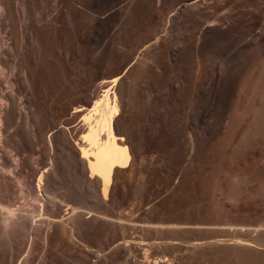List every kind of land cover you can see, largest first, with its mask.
Masks as SVG:
<instances>
[{
    "label": "bare ground",
    "instance_id": "obj_1",
    "mask_svg": "<svg viewBox=\"0 0 264 264\" xmlns=\"http://www.w3.org/2000/svg\"><path fill=\"white\" fill-rule=\"evenodd\" d=\"M41 1L43 2V0ZM56 1L58 2L57 4H59L60 1L64 2V0ZM84 1L85 0H83V2ZM238 1L239 0L164 1V5H162L164 11L161 10L163 14H165L164 12L167 14V9L172 5L175 7V4H181L179 10L180 14L177 12L179 15L174 14L173 16L172 14L175 12V9L172 8L174 12L172 14L168 13L172 15L168 20L166 19L167 17L165 18V15L156 20H160L164 23V26L166 24L165 21H167V24L171 26L170 28L172 30H174L173 26L176 27V24L180 27L184 23H191V25H194L192 27V29L194 28V32L193 30L190 31L193 32L190 33V38L182 37L181 35L179 39L177 38V41L175 40L176 42L174 41V44L170 42L167 33L165 36L161 35L156 37V39L154 35L157 34L155 33L153 35L154 42L151 41L153 43L148 44L150 46L147 47L148 53L146 56L148 59L143 58V60L146 59L147 64H144L142 59H139L138 61L132 62L129 66H126V61L130 56H127L128 58L126 56L121 57V54L115 51V47L110 45L109 51L117 58L118 64L115 65V60L110 59L111 61L109 60L108 64L106 63L107 69L104 70L103 67L101 68V66L96 65L98 62L100 63L101 60L98 61L97 59L96 63L94 62L95 60L92 59V63H88L89 60L84 59L88 56L84 57L83 54L85 55V53H83L82 56L84 58L82 59L88 62L86 64V62H82L81 59V62L85 63L83 65L81 63L82 66L80 69L83 72L85 70L90 72V81L88 80L89 83L87 86L84 85L85 91L82 93L83 95L81 94L83 89H79V94L82 95L81 97L79 96V100L75 103L72 101L71 105L67 102L70 106H59L60 109L55 111L59 113V115H63V122L59 124L57 121L58 124L52 125L53 128L49 138L54 154L52 155L49 166L47 165L48 167L45 169H42L40 166L43 164L42 162L44 160L42 156H36V154H40L41 152L34 147L36 143L35 139L40 135L42 136L41 133L44 127L48 125L50 128L49 125L53 124L55 119L53 120L52 116H50L52 120L50 118L48 119V116L36 106V99H38L37 95H39V97L41 94L46 95L47 92H51L50 89L52 88H58L60 91L61 82H63V80L65 83L64 85L62 84L64 86L63 88H65L69 82L73 84V80L66 84L67 79L73 71H69L66 60L63 61V58L56 56L55 53L57 47L58 51H60L59 46L62 47L61 43L59 46L56 45V43H59L60 40L63 39L61 36V28H59L60 26L55 25L56 22L53 23L54 20L51 18L53 20L52 22L50 19L52 15L55 16L57 13H53L48 17L52 23L45 22L48 20L47 16L49 12L46 15V20L44 19L45 16H41V18L45 20V23H39L40 21L42 22V20H40L41 18L38 22H34V20L36 21L35 16L34 20H30L31 22L29 21L31 24H36L34 25L35 27L32 26L33 28H28L29 25L24 24V27H27L24 29V31L26 30L23 37L24 42H21L23 39L19 41L17 36L12 33L13 37H11L9 41L11 42L10 47L7 44L9 49L7 46H0V69H2V71L0 70V74L4 75L5 82L12 87V92L5 91V87H3L4 83L0 82V99L3 101L0 108V144L4 146V148L0 146V222H4L7 227V230L6 228H4V230L8 232L11 238L21 229L19 224L23 226L22 222H25V219H27L25 218L26 215L24 212L28 213L31 219V222L29 221L31 229L26 236L31 246H33L32 244H34L37 236L44 237L46 240L44 242H46L47 247L50 245L53 247L57 246L58 248L60 245L64 246L65 244L66 246V244L69 243V241L67 242L66 240V238H68L66 236L72 239L76 238V236H80L81 238L85 237L90 240L89 236L94 231L96 232V230L100 231V229H102L106 232V235L116 233L117 224L120 223L122 219H130L131 217L130 213V215L127 214V216L124 217L114 212V206L117 203H121V201L126 198L127 193H129L127 191L131 186L129 185L128 187V181L126 179H124L125 181H120V179L125 177L130 180L132 176L135 177V175H137V173L134 174L135 172L141 173V169L144 168L141 167V164H145L143 160L147 158L146 154L150 151H162L165 157V163L164 160L163 163L169 169V174L171 172L173 174H178V182H175V193L182 207L198 208L203 206L202 202L204 201L205 203L206 200L208 202L207 205H209L208 207L214 210H219L222 205H234L238 209L243 210V213L244 211L246 212V210L248 211L254 208L253 205L256 201L254 203L248 201L251 199H253V201L256 200L258 195H263L262 192H264V16H262V14L264 15V0L263 3L261 2L262 5L260 4V6L255 5L256 0H254L255 9H251L253 6L251 8L247 7L250 5L249 2L248 5L244 6L248 0L246 2H244V0L242 2L241 0V2L239 1L237 4ZM22 2V11H20V9L19 12H22V17L27 20L30 18V15H32H29V10H32L31 8H33L34 5L31 0H22ZM55 2L53 4H55ZM65 2L70 4V6H68V12L67 9L65 12H63L64 9L60 10L58 5H56V8L54 7V11H56V9L59 10L57 17L62 15L60 13H67V18L68 20L70 19L69 21L72 25L70 23L67 24L74 27L69 26L70 31H73L71 28L75 29V26L81 21H79V19L87 18L88 15L85 13L87 9L85 6H82L84 5L82 0H67ZM65 2L64 4L66 6ZM122 2V0H88V9L91 8L92 11L99 13L98 15L91 14V17L89 16L91 18L89 19L91 24H93L95 28L98 27L99 24L105 27V25L111 23V21H115L114 18L118 15H120V17L122 15H130L132 18L133 15L138 14L144 6H146L145 0H131L123 4ZM240 3H244V5H242L244 7H241ZM10 4L11 2L9 0H0V7L3 6L4 10L7 9L6 11L9 14V19H13L14 17L12 18V16H14V13L11 14L12 5ZM21 5H19V8ZM150 5L152 6V3ZM35 6L37 7V5ZM154 6L155 5H153V7ZM160 6H158L159 9L161 8ZM255 6L258 7L256 8ZM36 7L35 10L37 11L38 8L36 9ZM146 7V9H148L149 6ZM54 8H52V10ZM156 9L155 7V10ZM178 9L179 8H176V11ZM16 10L18 12V9ZM32 11H34V8ZM158 11H155V13ZM170 11L171 10H169V12ZM35 14L37 13L35 12ZM40 14H43V12ZM103 14H105L104 17ZM64 16L66 15H63V17ZM146 16L148 17V15ZM63 17H61V19ZM6 18L8 19V17ZM54 18L55 20L58 19H56V17ZM85 19L84 21H86ZM152 19H154V17ZM58 21H60V18ZM63 21V26L61 25L62 28L66 20ZM157 21L153 22V25L155 24L156 26V23L160 25L161 22L158 23ZM5 23L7 22L5 21V16H3V11H0V33L2 28L6 26ZM60 23L62 24L61 21ZM60 23L57 24L60 25ZM85 24L87 23L84 22V26L88 25ZM79 25L75 29V32H77V29L80 31L78 28L80 27ZM146 25L147 24H145V26ZM258 25H261L259 29H257ZM90 26L91 25H89V28H91ZM6 27H8V25ZM149 27L146 26V28ZM186 28L187 30L190 29L187 26ZM171 29L170 33L173 34ZM93 30L92 33L97 32ZM150 31L152 32V30ZM65 32H67V28ZM84 32L86 31L84 30ZM81 33L84 34L83 32ZM13 34L16 37H14ZM86 34H84V38H86ZM89 34L90 32L88 35ZM65 35L67 36V34ZM94 35L95 34H92V38H94ZM69 37L71 38V34ZM69 37L68 39L66 37L67 41H69ZM191 38H193V42L190 41L192 43L190 44V50L192 53L191 55L194 56V61L191 62L189 59L187 61L190 62L186 63V65L180 63L179 65H183L181 67L182 69L179 67L177 68L182 70L183 75L182 72L177 69L179 72L175 76L176 80L178 78L182 80L178 82L175 80L178 84L174 85L175 82L171 81L174 84H170L169 82L172 79H168L169 82H167L170 84V86L169 84L166 86L168 89L165 88L166 90H163V88V91H161V93L159 92L160 95H163L162 97L167 96V99L171 102V111L175 118L177 117L179 119L182 118L181 116L185 115L187 121L184 122L183 127L181 126L182 130L179 128L180 126L178 127L177 123L178 121L181 123L180 119H177V122H175V119V123L172 124V127L168 125L173 121H170L171 123L169 122L168 125L166 123L164 126H156L154 124L155 126L152 127L150 126V122L153 123L152 120H154V118H152L154 115L152 112L156 108L154 107L155 109H153L152 103L155 99L151 96H153V91L156 92L159 85L164 82V77H167L165 76L167 73L164 74L165 68L164 64L162 65V56L167 55V57L170 56L171 59L175 61L179 60L180 62V59L186 58V53L189 52L187 47L189 43H187V41ZM126 39L127 41L131 40L128 35L125 36V40ZM139 39L132 42L131 48H137L141 39L145 41L143 38H141L140 41ZM99 40L101 41V39ZM131 41L125 42L128 45ZM227 41H232V44L236 43V49L234 48L235 51L233 50L234 53L227 63L218 65L217 59L221 53L220 49L223 46L222 44H224L223 48L226 46L225 43ZM230 42H228L229 45H231ZM74 45L75 47L83 46L81 43V46ZM75 47H72L74 52L77 50ZM83 47L81 49H83ZM81 49L79 48L80 51ZM69 50L68 53L71 52L70 48ZM79 50L78 52H80ZM64 51L65 55L67 53L66 51H68V47L64 49ZM76 53L77 52L74 54L76 55ZM88 55L90 57L91 54L88 53ZM187 56H189V54H187ZM167 57H164V59ZM110 58L112 57L110 56ZM164 61L166 62V59ZM176 64L175 62V65ZM4 67L11 68L10 72L8 70V72H6ZM98 67L104 71L100 69L103 72L99 73L100 70L98 71ZM171 67L173 68V66ZM173 70L176 71L175 69ZM172 73L174 72L172 71ZM179 73L182 75V77L180 75L181 78L177 76ZM170 75L169 77H174V75ZM70 79L71 78H69V80ZM75 79H77L76 81L78 82L79 78ZM173 79H175V77ZM81 81L79 80V83ZM83 82H85V78ZM83 82L80 83V85L82 84L81 86L85 84ZM75 84H77V87L79 86L78 83H74L73 85ZM164 85H166L165 82ZM69 88L71 90V87ZM159 88L161 90L162 87ZM58 89L57 91L55 90L56 96L62 95V91L60 94H57ZM16 90L22 92L26 97V101L32 105L33 109L31 113L34 117L33 119L29 114L27 115V110L25 109L27 107H23V104L27 105V103L21 102V106V103L18 102V97L14 94ZM61 90L63 89L61 88ZM147 93L148 99H146V101L144 98H146L145 96H147ZM157 95L158 94L155 93L154 96L158 97ZM24 96L23 99L25 100ZM54 99L52 104L57 101L56 97ZM144 101L148 104H145ZM156 101L157 100L154 102L156 103ZM164 101H166V98L163 102ZM206 101L211 103L210 111L203 122L201 121L203 118H199L200 120L198 121H201V126L196 122V124H194L195 126H192L193 129L191 127L192 131H190L193 132L194 130V133H192L194 136H190L189 130L187 131V129L190 128L189 124L191 126V123H193H190V119H192L195 114L201 113V111L196 113L198 111L197 108ZM47 106H49L48 111H50V104ZM157 106L159 105H156V107ZM44 107L46 108V106ZM169 107L166 106V112ZM52 110L53 108H51V112ZM24 112L27 115L26 118ZM51 114L56 117L55 113ZM193 120L195 121V119ZM30 122L33 123V125L30 126L31 130L28 128L34 137L32 139L29 138L31 134L28 136L29 131L27 132V130L24 129L25 126L23 127L24 123L31 124ZM163 124L164 123H162V125ZM185 130L190 135H185ZM185 136L189 137L186 138ZM40 139L38 141H40ZM8 149H13L17 156L19 155L18 159L16 157V161L13 159V156V158H11L12 154L10 156L8 155ZM26 151H30L29 153L33 154L31 155L32 158L34 155L36 157L34 156L32 159L30 158L31 156H24L22 153ZM142 162H144V164ZM9 172H11L13 176ZM142 175H144V173ZM142 175L140 174V177ZM140 177L138 178L140 179ZM143 177H145V175ZM132 179H136V177ZM174 180L176 181V179ZM130 183L134 182L131 181ZM26 185H28V189H34L35 195L34 198H32L33 201L30 199V201L28 200L23 204L22 201L21 204L18 205L19 199L22 196L18 198L17 194L19 191L28 192V190L24 188ZM136 186H138V184H136ZM143 187L142 185L139 191H141ZM33 189H30V191ZM61 189H63V192H61ZM136 192L137 191H134L135 194ZM31 193L33 192L29 193V197H31ZM24 197H26V195ZM74 199L81 200L84 205V202H86V207L89 209V212H83L86 207L82 211H78L77 208L79 207L74 205H80L79 201H77L78 204L74 201L75 204L70 205L69 208L67 207L68 211L65 212L63 210V203H67L68 201L71 203V200L73 201ZM127 199H129L128 196ZM83 206L80 208H83ZM251 212L253 211L251 210ZM132 213H134V211H132ZM58 217L59 219L57 220ZM45 222L48 225L46 226L48 229L45 228L46 231L43 229V224ZM162 227L165 226L163 225ZM165 228L161 229L158 227V230H163ZM85 238L84 241H86ZM199 243L200 242L195 243L193 246H201L202 242ZM49 261L50 258H47L45 264H48Z\"/></svg>",
    "mask_w": 264,
    "mask_h": 264
},
{
    "label": "rangeland",
    "instance_id": "obj_2",
    "mask_svg": "<svg viewBox=\"0 0 264 264\" xmlns=\"http://www.w3.org/2000/svg\"><path fill=\"white\" fill-rule=\"evenodd\" d=\"M9 1L11 2L10 5H12L11 6L12 7L11 10L13 11V12L11 11V14L14 13L13 14L14 16H12V18L13 17L14 18L13 19H11V18L9 19V16H8L9 14L6 11L7 9L4 10V7L1 5L2 7H0V9L1 8H3V9H1L0 11H3V16H5V21L7 22L5 24H6V26L8 25V27L5 26L1 30L0 36L3 37L4 39L0 37V46L2 45V46L5 47L8 44V46L10 47L11 42H9V41H10V38L13 37L12 33H14L17 36L19 41H21L23 39L24 33L26 31V30L24 31V29L27 28L26 26L24 27V24L25 25H29L30 27L28 26V28H33L32 26H34L36 24H31L30 22L32 20H34L36 18V21L34 20V22H38L39 19L41 18V16H45L44 19L46 20L47 13H49V12L51 13V11H52L51 14L50 13L48 14V16H47L48 20L47 21H45V20H43L41 18L40 20H42V22L40 21L39 23H43L44 21L46 23H48V22L52 23L53 20H54L53 23L56 22L55 25L60 26L59 28H61L60 29L61 30V36L63 37V39H61L59 43H56V45L59 46L60 43H61L63 49H62L61 46H59V50L60 51H58L57 50L58 47L57 48L55 47L56 48L55 49V53H56V56L62 57L63 61L66 60V64H67L68 70L69 71H73V73L69 76V78H71V79L69 80V78H68L66 84H68L69 81L73 80L74 81V82L72 81L73 84L74 83H78V85H79L78 86L79 88H78L76 86L77 84L73 85L72 83L69 82V84L65 86V88H67V89H65V88H63L64 87L63 85L65 84L64 80H63V82H61L60 91H59L58 88H56V89L52 88V89H50L51 92L49 90L50 93L47 92L49 95L47 93H46V95L41 94L42 96L40 95V97H39V95H37L38 99H36V100L37 101L39 100V101L38 102L36 101V106L40 110H42V112L44 114H46L48 116V119L49 118L51 119L50 116H52L53 120L55 119L54 120L55 122L53 121L54 123L49 125L50 128L48 127V125H47V127H44V129L42 130V133H41L42 136L41 135H40L41 137L38 136L39 139L41 138L40 141H38L39 140L38 138L35 139L36 143H35L34 147L41 152L40 154H36V156L37 155L42 156V158L44 159L43 162H42L43 164L40 165L42 169H45L46 167L49 166V164H50V162L52 160V155L54 154V152L52 150V147H51L50 138H49L50 133H51L52 128H53L52 125L54 126V124H58L57 121L59 122V124H62V122H63V119H62L63 115L62 114L59 115V113H57L55 111L56 110L58 111L60 109L59 106L64 107L66 105H69L68 103H70V105H71L72 101H73V103H75L77 100H79V96L81 97L83 95L82 93H84V91H85L84 87L87 86L89 81H90L89 80L90 72L85 70L84 71L85 73H84L80 69L81 66L86 62V60H89V62L87 61L88 63H92V59H94L95 60L94 62H96V63H97V61H96L97 59H98V61L99 60H101V61L103 60L102 62L100 61V63L98 62L97 64L96 63L95 64L97 66H101V68L103 67L104 70L107 69V64H108V61L110 59L115 60L114 63H115V65H117L118 64V61L116 60L117 58L113 54L110 53L111 51H109L110 50L109 46L111 45V46L115 47L114 49H116L115 50L116 52L118 51L119 54H121L120 55L121 57L130 56V58L127 59V61H126L127 62L126 66L127 65L129 66L132 62L138 61L139 59L140 60L142 59L144 64H147V62H146V59H148L147 56H146L147 53H148V48L147 47L150 46L148 44L154 42L153 35L155 33L157 34V35H154L155 39H156V37L161 36V35L165 36L166 33H167V36L170 38V42H172V44H174V41L175 40L177 41L181 37V35H182V37L190 38L189 37L190 33L194 32V30H193L194 28L192 29V27L194 25H191V23H184L180 27H179L178 24H176V27L173 26L174 30H172L170 28L171 26H169V24H167V21H165L166 24L164 26L163 25L164 23H162L160 20L159 21L156 20L157 18L160 19V17L164 16V15H165V18L167 17L166 19L168 20V18H170L172 15L174 16V14L175 15H179L180 14L179 10H180L181 4H179V5L175 4V7L179 8L177 11H176V8L174 7V5H172L171 7H169L167 9V14L168 13L172 14L174 12L173 10L175 9V12L172 15H169V14L167 15L166 12H164L165 14H163L162 11H164V7L162 5H164V1H166V0H151V1L150 0H145L146 1L145 5L149 6L148 9H146L147 7L144 6V8H143L144 10L140 9L142 12L139 10L140 12L138 14L133 15L132 18L130 17V15L129 16L122 15L123 16V17L121 16L122 18L120 17V15H118L116 18H114L115 21H111V23H108L107 25H105V27H104V25H100L99 24L98 27H96V28L93 26V24H91V21L89 19H91L90 18L91 14H97L98 15L99 13L95 12V11H92L91 8L88 9V7H87V6H89V4L87 3L88 0L87 1L85 0L84 2L82 0V3L84 4L82 6H85V8L87 9V12L89 14L87 12H85L86 15H88L87 16L88 19L85 17L86 16L85 13H84V15H85L84 17L86 19L85 18L79 19V21L81 20L82 22L81 21L79 22L80 25L78 23V25L80 26V27H78L80 29V31L77 29L76 30L77 32H75V29L77 28L78 25L75 26V29H73L74 27L71 26L72 24L69 21L70 19L68 20V18H67V13H64V14L60 13V14H62V15H60L61 17H63V15H66V16H64L65 18L63 17L61 19L60 16L57 17V14H58L59 10L56 9V11L57 10L58 11L57 12L54 11L55 8H56V5H58L60 10L64 9L63 12H65V10L67 9V12H68V6H70V4L68 2H65L67 0H64V2L66 3L67 7L65 6L64 2H62V1H60L59 4H57L58 2L56 0H55L56 2L52 1V0H46V1L43 0V2L41 0H31L32 4L34 5V7H33L32 4L31 5H32V7L34 8V11L37 14H35V12L32 11L33 8H31L32 10H29V15L30 14H32V15H30L31 19L30 18L27 19L28 21L25 20L22 17L23 16L21 14L22 12H19L20 9H21L20 11H22V5H21L23 3L22 0H9ZM35 1H37V2H35ZM38 1H39V3H38ZM122 1H123L122 2V4H123V3L131 1V0H122ZM239 1L241 2V0H239ZM239 1L237 2V4L239 3ZM246 1L247 0H244V2H246ZM41 2L44 3V4H42ZM54 2H55V4H53ZM242 2H243V0H242ZM248 2L250 3L251 6L248 5L249 4ZM254 2H255L254 0H251V2H250V0H248L245 3V5H244V3H242V4L240 3V4H241V7H244V6L248 5L247 6L248 8H251L253 6L251 9H255L254 8ZM261 2L263 3V0H261V1L260 0H256V2H255L256 4L255 5L260 6ZM151 3H152V6L150 5ZM252 3H253V5H252ZM13 5H14V7H13ZM19 5H21L20 8H19ZM35 5H37V7ZM43 5L46 8H44ZM153 5H155V6L153 7ZM242 5H244V6H242ZM80 6H81V4H80ZM150 6H151V8H150ZM158 6H160L162 9L161 8L159 9ZM258 6H255V7L257 8ZM35 7H36V9L38 8L37 11L35 10ZM155 7L160 12L157 9L155 10ZM52 8H54V9L52 10ZM149 8H150V10H149ZM172 8H174V9L172 10ZM16 9H18V12H17ZM90 9H91L92 12L90 11ZM169 10H171V11L169 12ZM143 11H144L145 14L143 13ZM155 11H158L159 14H158V12L155 13ZM42 12H43L44 15L40 14ZM33 13H34V16H33ZM53 13H55V14L57 13V14L54 16V15H52ZM51 15H52V17H50ZM146 15H148V17ZM38 16H39V18H38ZM53 16L56 17V19L57 18L58 19L55 20V18ZM104 16H105V14H103V17ZM262 16H264V15L262 14ZM6 17H8V19ZM48 17H50V19L51 18L53 19V20L51 19L52 22H51V20H49ZM153 17H154V19H152ZM59 18H60V21L62 22V24L60 23V21H58ZM150 18H151V20H150ZM84 19L86 21H84ZM63 20H66V22L64 24V27L62 28L63 23H64ZM83 21L85 23H87L88 25L85 24L87 26H84V22ZM156 21L158 23L161 22L160 23L161 26L159 24H157V23H156V26H155V24L153 25V22H156ZM88 22H90V23H88ZM11 23L14 24V25H12ZM57 23L58 24L60 23V25H58ZM67 23H70L71 25H69ZM145 24H147L146 25L147 27L150 26L149 27L150 29L146 28ZM9 25L12 26V27H10ZM89 25H91L90 26L91 28H89ZM65 26H67V27H65ZM69 26L73 27V28H71L73 31H70ZM186 26L188 28H190L191 30L190 29L187 30ZM260 27H261V25H258L257 29H259ZM66 28H67V32H65ZM112 28H113V30H112ZM169 28L171 29V31L173 32L174 35L172 33H170V29ZM62 29L63 30L65 29V30L63 31ZM93 29H95L97 32L92 33ZM157 29H158V33H157ZM84 30L86 32H84ZM95 30H93V31H95ZM150 30H152V32ZM167 30H169V31H167ZM184 30H185V32H184ZM192 30H193V32H190ZM68 31H70V32H68ZM101 31H102V33H101ZM81 32H83L84 34L87 33L86 34L87 35L86 38H84L85 35L82 34ZM89 32H90V34L88 35ZM111 33H113V34H111ZM65 34H67V36ZM70 34H71V38L69 37ZM92 34H95L96 37L94 35L93 36L94 38H92ZM15 35H14V37H16ZM126 35H128L129 38H131V40H133V41H131L129 39H128L129 41H127V39L125 40V36ZM183 35H185V36H183ZM64 36H66L67 39L69 37V41H67L66 37H64ZM101 36H103V37H101ZM171 36H172V39H171ZM137 38L138 39L139 38L140 39L143 38L145 41H143L141 39V42L139 44L141 46L138 45L137 48L133 49V48H131V44H132V42L137 41L138 40ZM99 39H101V41L103 43ZM140 39H139V41H140ZM108 40H109L110 43L108 42ZM192 40H193V38H191V39H189L187 41V43H189V44H187V47L189 49V52L186 53V58L187 59L186 58H184V59L181 58L180 62H179V60L175 61V60L171 59L170 56H168L170 58V60H171V62H170V60L167 57V55L166 56H162V60L161 61H162V65L164 64V68H165V73L164 74L167 73L165 75L167 77L166 78L164 77V82H165L166 85H164V82H162L160 84L161 86L159 85V87H162L161 90L158 87L156 89V92L153 91V93H152L153 96H151V97H153V99L157 100L156 103L154 102L155 100L152 103L153 104L152 105L153 109L156 108L152 112V114H154L153 116H155V117H153L152 114H151L152 118H154V120H152L153 123L150 122V126H152V127H154L155 125L156 126H159V125L164 126L165 123L168 125L170 121H173L172 123L170 122L171 124L168 125L169 127L170 126L172 127V124L177 122L178 118L177 117L175 118L173 112L171 111L172 110L171 102L167 99V96L162 97L163 95H160V93H161V91L166 90L165 88H167L166 86L169 83L171 84L172 82H175V84L174 83H172V84L177 85L178 84L177 82L182 80V79H179V78L176 80V76L175 75L178 74V72H179L178 70H180V72H182V70H181L182 68L181 67L184 64L186 65V63H189L190 61L191 62L194 61V56L191 55L192 53H191V50H190L191 49V45L190 44H192L190 41H192ZM4 41H6V42H4ZM11 41H12V39H11ZM125 41L126 42H130L131 41V43L130 44L128 43V45H127ZM151 41H153V42H151ZM21 42H24V39ZM228 42H230V41H227L225 43L226 46L224 48H223L224 44H222L223 45L222 46L223 49L220 46L221 53H220V55L218 56V59H217L218 65H221L222 63L223 64L227 63V61L232 57V55L234 53L233 50L235 51V49H236V47H235L236 43L232 44L233 42L231 41L230 42L231 45H229ZM63 43L65 45H68V46H65ZM80 43L83 44V46H84V43H85L84 47H86V45H87V47L84 48L83 46L80 45ZM141 43H143V44H141ZM74 44L80 45L81 47H78V46L75 47ZM94 45H95V47H94ZM90 46H91V48H90ZM98 46H99V49H98ZM117 46H118V48H117ZM127 46H128V48H127ZM9 47H8V49H9ZM67 47H68V51H66V52L68 53L70 51L69 50V48H70L72 53L70 52L68 54L66 53L67 55L66 54L64 55V53H65L64 49H67ZM72 47H75L77 49V50L75 49L76 50L75 52H77L76 53L77 56L74 54L75 52H74V49ZM82 47H83L84 50L81 49ZM79 48L81 49V51L79 50ZM78 50L81 53L78 52ZM82 50H83V52H82ZM105 52H106V54H105ZM58 53H60L61 55L58 54ZM83 53H85V55ZM88 53L91 54L90 57H89ZM82 54H83L84 57L88 56L87 57L88 59L84 58L82 56ZM187 54H189L190 58H189V56H187ZM104 55H105V57H104ZM91 56L95 57L96 59L92 58ZM110 56L112 58H110ZM164 57L168 58V60H167V58H165L166 62L164 61L165 60ZM82 58H84L86 60H83ZM143 58H146V59H144L145 61L143 60ZM81 59H82V62L83 61H85V62L82 63ZM189 59H190V61H187ZM78 60H80V61H78ZM183 61H184V63H183ZM87 62H86V64H87ZM149 62L150 61L148 60V63ZM175 62L178 64V66H177V64L175 65ZM78 63H80V64H78ZM81 63H82V65H81ZM180 63L183 64V65H179ZM169 64H170V66H169ZM171 66H173V68ZM174 66H176V67H174ZM177 67H179L181 69H179ZM7 68L8 67H4L5 71L6 72H8V71L10 72L11 68H8V69ZM101 68L98 67L97 68L98 71ZM103 69H101V70H103ZM173 69H175L176 71H174ZM0 70L2 71V69H0ZM101 70H100L99 73H102L104 71V70L103 71H101ZM169 70H171V71H169ZM172 71L174 73L175 72H177V73L174 74V73H172ZM170 74L174 75L175 79H173L174 78L173 76L169 77V76H171ZM0 75H1L0 76V78H1L0 82L4 83L3 87H5V89H6L5 91H8V92L11 91L12 92V87H11L10 84L5 82L4 75L3 74H0ZM180 75H181V73H179V75H177V76L180 77ZM182 75H183V72H182ZM182 75H181V77H182ZM210 76H212V75H210ZM75 78H79L78 82L76 81L77 79H75ZM84 78H85V82H83ZM170 78L172 80H170ZM168 79L170 80V82H169ZM79 80L80 81L82 80L80 83L83 82L85 84H83V86H81L82 84L80 85ZM170 84H169V86H170ZM14 86L16 87L15 84H14ZM67 86L71 87L72 92H71L70 88L67 87ZM61 88L63 90H65L66 92L61 90ZM80 88L83 89V92L81 91L82 95L79 94L80 93V91H79ZM53 89H54V91H53ZM57 89H58V92H59V93L57 92V94H60V92L62 91L61 92L62 95L56 96L55 93H56ZM158 89H159V91H158ZM75 92H77V93H75ZM155 93L158 94L157 96L159 98L154 96ZM14 94L17 95L18 102L27 103V105L29 104L28 106L23 104V107H27V108H25L28 111V112L26 111V113H27V115L29 114V116L32 117V119H33L34 117L32 116V113H31V111L33 109L32 105L28 101H26V97L23 95V93L20 92L19 90H16L14 92ZM146 95H147V96H145L146 98H144L145 100L148 99L147 98L148 97V93ZM23 96H24L25 100L23 99ZM55 97H56L57 101L52 104V102H54V100H55L54 99ZM74 98L75 99L77 98V99L75 100ZM165 98H166V101L163 102V100H165ZM160 99H161V101H160ZM22 100H24V101H22ZM146 101H144V103L148 104ZM47 102H48V104H47ZM2 103H3V101L0 99V108H1V104ZM167 103H168V105H167ZM46 104L47 105L50 104V111H48L49 110L48 109L49 106H47ZM156 105H159L160 107L159 106L156 107ZM169 105H170V107H169ZM21 106H22V103H21ZM29 106H30V108H29ZM44 106H46V108ZM53 106H55V107H53ZM166 106L169 107L168 108V111L170 110L169 113H168V111L166 112V110H167ZM51 108H53L52 112H51ZM210 108H211V103L208 102V101H206L203 105H201V106H199L197 108L198 111L196 110L197 111L196 113H199V111H201V113L200 114H195V116L192 117V119H190L191 120L190 123L191 122H193V123H191V126L189 124L190 128H188L187 131L189 130V133L191 135L186 130H185V135L194 136V134L192 135V133H194V130H193V132H191L193 127L195 126L194 124H196V122H198L200 124V126H201V124H202L201 121L203 122L206 119V116L208 115V113L210 111ZM45 109H47V110H45ZM23 111H25V110H23ZM50 112L51 113H55L56 117H54V115H52ZM165 112H166V114H165ZM26 113H25V118L27 117ZM49 113H50V115H49ZM171 115H172V118H171ZM181 117L184 120L182 118H179L181 120V123L179 121L177 123H178V127L180 126L179 128L182 130L184 122L187 121V118H186L185 115H183ZM199 118L200 119L203 118V119L199 122L198 121V120H200ZM57 119H59V120H57ZM193 119H195V121ZM174 120H175V122H174ZM25 122H27V121H25ZM30 123L31 124H25L24 123L23 127L25 126L24 129H26L27 132L29 131L28 136L31 134L29 136V138L32 139L34 137H33L32 133L30 132V130H31L30 126L33 125V123L32 122H30ZM162 123H164V124L162 125ZM191 127H192V129H191ZM186 132H187V134H186ZM185 137L188 138L189 136L188 137L185 136ZM36 144L38 145V147H37ZM0 146L2 148H4V146L2 144H0ZM8 150H9V152L7 151L8 155L10 156L12 154L11 158L14 157L13 158L14 160L16 159V157H17V159L19 158V155L17 156L16 152L13 149H8ZM29 152L26 151L25 153H22V154L24 156L30 157L33 154L29 153ZM148 153L146 154L147 158H145L143 160V161H145V164H146V162H147V164L145 165L144 162H142L144 165L141 164V167L142 168L144 167L143 169H141V173H139V172H135L134 173V174L137 173V175H138V176L135 175L136 179H132V178H135L134 176H132L130 178V180H128V178H125V177L120 179V181H122V180L125 181L124 179H126L128 181V182L126 181L128 183V187H129V185H131L130 188L128 189V191H127L130 194L127 193V196H128L129 199H127V196H126V198L123 201H121V203H117L114 206L115 207L114 208V210H115L114 212L117 215L120 214L121 216H124V217H126L127 214L130 213L131 217H130V219H122L120 221V223L117 224L116 233H114V234L110 233V235L109 234L106 235V232H104L102 229H100L101 232L99 230H96V232L94 231L89 236L90 240L86 239L85 237L81 238L80 236H78V237L76 236V238H73V239L71 237L69 238V236H66V237H68V238H66V240H67V242L69 241V243H67L66 246H65V244H64V246L60 245V247L58 246V248H57V246L53 247V246H50V245H48V247H47L46 246V242H44V241H46L44 239V237H38L37 236L35 241H34V244H32L33 246H31L30 245V241L27 240V237H26L27 233H29L30 229H31L30 228L31 219H30L28 213L24 212L25 215H26L25 218H27V219H25L26 223L23 221L22 222L23 226H22V224H19V227L21 229H19L18 233H16V235L13 236V238H11L8 235V232H6L7 227L4 224V222L3 221L0 222V264H45L46 263L45 261H46L47 258H50V261L48 262V264H51V263L52 264H57V263H59V264H64V263L65 264L66 263L67 264H87V263H89V264H264V192H262L263 195L259 194L260 196L258 195L256 200L253 201V199H251L253 202L251 200L248 201V202H251V203H254L256 201L254 203V205H253L254 208L251 209L253 212H251V210H248L249 212L246 210V212L244 211V213H243L242 212L243 210L238 209L234 205H232V206H230V205H222L221 208H219V210H214V209L208 207L209 205H207L208 202L206 200H205L206 204L204 203V201L202 202V205L204 207L200 206L201 208L198 207V208H194L193 209V208L182 207V205L179 202L178 197H177V195L175 193L176 192V187H175L176 184H175V182H178V180H177L178 179V174H173L172 172L169 174L170 171L164 164L165 163V160H164L165 157L163 156V152L162 151H160V152L159 151H157V152L150 151ZM34 156H33V158H34ZM39 156H37V157H39ZM50 156H51V158H50ZM30 158H32V156ZM163 160H164V163H163ZM9 173L13 176V174L11 172H9ZM143 173H144L145 177H143L144 176V175H142ZM140 174L142 175L141 176L142 178L140 177ZM138 177H140V179H142V180H140ZM138 179H139V181H138ZM174 179H176V181ZM129 181L130 182L133 181L134 183H130ZM135 183L138 184V186H136ZM140 184H141V186H140ZM142 185L145 188L143 187V188H141L142 190L139 191L140 190L139 188L142 187ZM27 186L28 185H26V187ZM26 187H24V188L26 190H28V192L27 191H24V192L23 191L22 192L19 191L18 194H17L18 198H20L21 196L23 197V198L21 197L19 199L18 205L21 204L22 201H23L22 202V204H23V203L27 202L28 200L30 201V199L32 200V198H34V195H35L34 194V189L33 188H29L28 189V187L27 188ZM29 187H31V186H29ZM174 187H175V189H174ZM30 189H33V190L30 191ZM59 191H58V193H59ZM134 191H137L138 194H137V192L135 194ZM30 192H33L30 195L31 197L28 196ZM61 192H63V189H61ZM20 193H21V195H20ZM24 194L26 195V197H24L25 196ZM18 198H17V200H18ZM74 201L76 203H77V201H79L80 205H76ZM67 203H63L64 204L63 205V210L65 212L68 211L67 207L69 208V206L72 205V204L73 205L75 204L74 206L79 207V208H77L78 211H82L87 206L86 202H84L85 203V205H84L81 202V200H76V199H74L73 201L71 200V203H70V201H68ZM81 204H83L84 206L81 205ZM81 206H83V208H80ZM84 211H85V213L89 212V209L86 207L83 210V212ZM132 211H134V213H132ZM63 214H64V212H63ZM58 219H59V217L57 218V220ZM2 222H3V224H2ZM45 224H46V222L43 224L44 225V227H43L44 230H45L46 226H48L47 224L46 225ZM43 225H41V226H43ZM163 225L166 228L162 227ZM158 227L161 228V229L162 228H165V229L158 230ZM1 228H2V230H1ZM4 228H6V230H4ZM46 229H48V227ZM26 230H27V232H26ZM2 236H4V237H2ZM28 236H29V234H28ZM14 237H15V239H14ZM84 238H85L86 241L87 240L88 241L87 242L84 241ZM28 239H29V237H28ZM27 241H29V242H27ZM71 241H73V242H71ZM198 242H200V243L202 242L201 243L202 245L201 246L200 245L199 246H193V244L198 243ZM11 243H12V245H11ZM87 245H89V246H87ZM84 250H86V251H84ZM66 254H68V255H66ZM47 255H49V256H47ZM56 257H58V258H56ZM71 258L73 259V261H72ZM53 260H55V261H53ZM60 260H61V262H60Z\"/></svg>",
    "mask_w": 264,
    "mask_h": 264
}]
</instances>
